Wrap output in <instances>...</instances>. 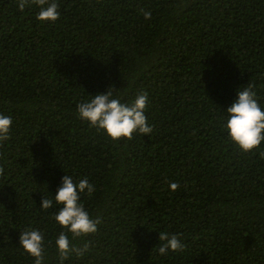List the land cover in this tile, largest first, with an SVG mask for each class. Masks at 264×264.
Returning <instances> with one entry per match:
<instances>
[{
    "label": "trees",
    "instance_id": "obj_1",
    "mask_svg": "<svg viewBox=\"0 0 264 264\" xmlns=\"http://www.w3.org/2000/svg\"><path fill=\"white\" fill-rule=\"evenodd\" d=\"M57 2L59 19L41 23L34 5L0 0V112L14 121L0 145V264H34L19 246L30 227L45 233L44 264H60L58 208H39L66 172L95 185L82 200L101 224L64 264H264V158L221 127L249 83L264 104V0ZM107 90L148 92L150 136L113 141L78 118ZM159 231L184 251L159 256Z\"/></svg>",
    "mask_w": 264,
    "mask_h": 264
},
{
    "label": "clouds",
    "instance_id": "obj_2",
    "mask_svg": "<svg viewBox=\"0 0 264 264\" xmlns=\"http://www.w3.org/2000/svg\"><path fill=\"white\" fill-rule=\"evenodd\" d=\"M17 3L21 10L33 5L37 7L36 19L41 23H54L61 14L57 0H17ZM141 12L145 19L151 18V11L141 9ZM149 103L147 91L138 92L133 99L125 101L107 90L90 94L89 99L77 104L76 111L80 120L102 131L113 141L131 140L134 134L150 136L153 132L146 115ZM13 123L11 115L0 112V145L11 139ZM221 127L241 151L257 150L264 158V149L260 148L264 144V104L258 99L253 84L249 83L237 91L235 99L221 116ZM178 187L177 183L170 184L173 191ZM95 191V185L88 178L77 180L66 172L55 194L51 198L44 197L41 202L39 209L42 211L58 208L52 219L62 229L54 238L60 264L73 255L83 258L90 251L89 242L78 245L76 241L99 230L100 218H93L82 200L84 195L91 196ZM46 244L45 233L40 228L30 227L20 232L19 246L33 258L34 264H44ZM154 249L164 257L170 252H183L185 244L178 234L159 231V244Z\"/></svg>",
    "mask_w": 264,
    "mask_h": 264
}]
</instances>
